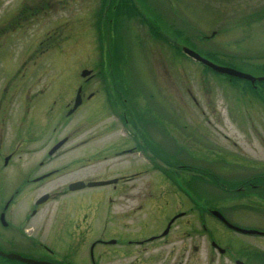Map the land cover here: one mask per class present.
Instances as JSON below:
<instances>
[{
  "label": "flooded vegetation",
  "instance_id": "flooded-vegetation-1",
  "mask_svg": "<svg viewBox=\"0 0 264 264\" xmlns=\"http://www.w3.org/2000/svg\"><path fill=\"white\" fill-rule=\"evenodd\" d=\"M14 79L0 77V249L69 264H97L96 248L104 264H264V171L235 173L245 175L238 180L237 193L220 189L219 204L208 206L202 202L206 193L195 205L190 189L171 187L168 179L164 187L156 181L135 187L141 168L118 166L108 177L114 181L101 190L110 201L102 208L84 198L92 188L69 185L96 179L84 174L95 157L109 154L134 161L137 150L142 153L148 143L143 131L138 129L134 139L127 126L118 136V129L106 125L104 129L115 134L102 145L81 139L83 130L77 128L63 134L61 112L48 108L47 83L38 85L40 77L25 75ZM90 79L78 84L82 104L98 90ZM116 110L122 123L116 126L126 125L129 109ZM151 136L160 154L169 153L159 157L163 162H174L171 150L186 152L172 139L174 132L163 131L164 142L159 135ZM62 138L65 142L51 152ZM259 146L264 149L263 139ZM25 194L24 205L15 212L18 197ZM113 203L120 208L113 209ZM213 210L235 225L250 227L249 237L255 240L237 248L223 242L226 227L213 217Z\"/></svg>",
  "mask_w": 264,
  "mask_h": 264
},
{
  "label": "rangeland",
  "instance_id": "rangeland-1",
  "mask_svg": "<svg viewBox=\"0 0 264 264\" xmlns=\"http://www.w3.org/2000/svg\"><path fill=\"white\" fill-rule=\"evenodd\" d=\"M157 1L164 0H155L156 3L144 1L151 9V16L158 15L161 22L174 27L175 33L180 31L181 37H185L197 49L210 51L218 56H209L211 61L254 76H264V0H172L175 3L176 14L171 11L169 14L168 9L163 11L153 8L158 6ZM107 4L109 6V0H107ZM104 5L105 2L102 0H0V35H6L3 38L6 47L0 50V75L6 64L7 54H9L11 62L15 66L20 61L24 62L27 66L26 75L34 78L40 77L38 85L47 83L48 90L54 85L51 84L52 81L55 83L60 81L58 78L60 76L69 77L70 84H75L78 70L82 65L89 64L90 54L95 62L99 57L106 59L100 55L97 49L96 33L99 27L101 28L100 35L103 39L107 36L110 44L114 43L112 39L114 27L119 26L124 29L129 24L124 21L122 14L117 13L114 16L111 7H107L101 13ZM115 10L116 8L113 9V11ZM98 11L101 16L98 15ZM127 17L130 28L128 35L127 33L124 35L123 46L128 48L125 60H136L134 67L138 79L135 85L139 87V90L158 93L154 102L164 113L165 119L161 122L164 129L171 130L174 122L173 125L177 126L176 129L179 131L192 130V137L197 131L206 133L207 136L211 135L212 141L206 142V146L213 149L207 155L208 160L212 158L213 161L205 165L215 164V166L211 165L213 170L207 171L215 172L220 177L223 176L224 178L222 177L221 180L225 179L227 186L236 181L235 178L232 179V176H226L227 173L246 172L248 169L264 171L263 166L250 168L245 166L246 163H243L244 161L250 163V159L257 163L264 162V149L249 134L250 132L254 136H262L264 142L263 131H257L253 126L245 128L249 132L242 128L243 125L252 124L264 126V102L259 100L253 91L247 89V82L239 81L237 85L224 82V77L221 75L211 74L202 69L199 64L195 63V65L182 55H176L171 49H166L164 45L153 42L131 11ZM133 19L136 20L135 27H133ZM99 21L100 24H97ZM212 31H214L213 35H211ZM138 35L142 36L145 42L149 41L155 45L154 54L159 59L156 60L158 62L154 66L152 65L154 63L153 53L148 52V48L147 51L142 49L139 40L135 38ZM168 53L173 57H169ZM34 54L41 56L36 57ZM34 57L38 61L31 64L30 61ZM110 61H112L113 75L116 77L117 71L119 73L116 57L112 56ZM131 65V62L125 65L129 74L127 76L134 75V68ZM94 66L89 67L94 68ZM102 69L103 67H100L99 70L102 71ZM97 71L95 70V72ZM9 75L14 74L10 73ZM99 82L106 85L101 79ZM119 83L122 84L124 90L131 89V86L125 85L122 81ZM132 85L134 86V83ZM62 87L59 85L61 95L65 93ZM256 89L260 96H264V81L257 82ZM132 92L138 93L135 86ZM167 95L171 98L169 99ZM70 97H73V94ZM98 98L102 99L99 95ZM138 98L137 95V102L132 98L136 111L142 114L150 113L139 105ZM67 100L65 99V101ZM102 103H104L103 99ZM106 106L104 105L103 108L108 109ZM112 112H106L105 115L104 110L103 114L102 106L100 107L98 102L87 106L84 104L72 119L66 118L65 124L67 125H63L62 130L66 132L74 122H82L83 114L89 116L90 121L101 115L96 126L106 125L108 122L110 125L119 126L114 122H118L117 120L113 121V118L109 117L108 114H112ZM145 118L152 121L151 115H146L140 117V124L144 122ZM84 123L90 125L87 120ZM156 123L159 122L156 120ZM147 127L153 137L161 132L155 125L144 123L143 128L147 129ZM156 129L158 131H155ZM87 130L91 129L87 128ZM179 131L177 133L181 134ZM109 135L105 134L104 137H101L102 142ZM149 143H152V140H149ZM193 147L199 149L200 152L204 149L197 143L193 144ZM238 148L241 150V159L239 153L236 152ZM227 151H235L234 160L230 155H226ZM191 154L193 155L194 152L192 151ZM121 161L122 167L126 168L134 166L133 162L141 163L138 159L135 161L121 159ZM90 165L85 169L84 174L94 175L93 172L97 170L106 173L105 169L115 168V160L113 158L95 159ZM197 166L200 165L195 164L192 168ZM193 175L197 176V174ZM187 181L196 183L192 187L193 189H198L199 185L205 183L208 185L207 187H211L207 178ZM228 187L235 188V186ZM101 188L104 187H99V190L93 189L84 198L103 208L110 201L108 195H105L106 192L101 191ZM207 191L212 192L211 189H207ZM209 195L214 197L212 193ZM26 196L25 194L18 197L15 212L22 208ZM229 202H232L231 199ZM112 206L113 209L120 208L117 207V203H113ZM244 228L248 227L244 226ZM220 239L223 242L231 243L236 248L241 245L248 246L249 242L255 240L248 234L227 230H223ZM97 251L98 248L95 249V262L104 264L103 260L97 259ZM87 264L90 263L87 261Z\"/></svg>",
  "mask_w": 264,
  "mask_h": 264
},
{
  "label": "water",
  "instance_id": "water-1",
  "mask_svg": "<svg viewBox=\"0 0 264 264\" xmlns=\"http://www.w3.org/2000/svg\"><path fill=\"white\" fill-rule=\"evenodd\" d=\"M183 52H185L187 55L193 57L194 59L196 60H199L201 61L202 63L210 66L212 69L218 71V72H221V73H227V74H231V75H236V76H239V77H242V78H247V79H250L251 81H254L255 78L248 75V74H245V73H241V72H238V71H235L233 69H229L227 67H223V66H218V65H215V64H212L211 62H209L208 60L200 57L195 51L187 48V47H183L182 48ZM88 74V71H85L83 70L81 75L84 76ZM259 80H264V77H260V78H257ZM78 97V96H77ZM78 98H77V101L76 103H78ZM9 257H18V256H15V255H8ZM25 261H28V262H32L33 264H48V263H43V262H36V261H32V260H28V259H25Z\"/></svg>",
  "mask_w": 264,
  "mask_h": 264
}]
</instances>
